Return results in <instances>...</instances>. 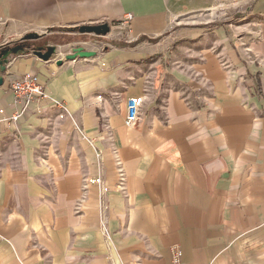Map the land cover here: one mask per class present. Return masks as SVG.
Wrapping results in <instances>:
<instances>
[{
	"label": "crops",
	"instance_id": "0c3cea01",
	"mask_svg": "<svg viewBox=\"0 0 264 264\" xmlns=\"http://www.w3.org/2000/svg\"><path fill=\"white\" fill-rule=\"evenodd\" d=\"M101 22L67 58L57 40ZM6 50L0 264H171L174 244L181 264H264V0H0ZM25 72L46 94L23 108Z\"/></svg>",
	"mask_w": 264,
	"mask_h": 264
},
{
	"label": "built area",
	"instance_id": "2783aa9c",
	"mask_svg": "<svg viewBox=\"0 0 264 264\" xmlns=\"http://www.w3.org/2000/svg\"><path fill=\"white\" fill-rule=\"evenodd\" d=\"M131 14H126L125 20L130 19ZM255 39H259L258 30L256 31ZM18 37H12L11 40H15ZM244 51L246 52V58L248 60H257L260 61V58L252 52V50L248 46H244ZM205 83V81H204ZM9 88L14 93L15 99L23 103V108L26 107L27 103L32 100L43 98L46 94L45 85L41 77L34 72H25L20 75H16L12 77L9 81ZM148 89L145 88L144 92H147ZM145 102L144 96L142 95H134L129 96L126 100L125 104V117L124 123L126 126H131L136 123L140 116L141 108ZM62 116L63 114H59ZM18 114L12 116V120H16ZM83 133V129L78 128ZM119 165L120 162L117 161ZM120 174L122 172L120 171ZM122 176V175H120ZM85 185L86 184H98L101 186L103 191L107 190V185L104 180L100 176H92L84 178ZM103 234L108 237V233L106 231V227L102 225L101 227ZM171 255V264H181V249L178 244H174L170 248Z\"/></svg>",
	"mask_w": 264,
	"mask_h": 264
},
{
	"label": "water",
	"instance_id": "95a60500",
	"mask_svg": "<svg viewBox=\"0 0 264 264\" xmlns=\"http://www.w3.org/2000/svg\"><path fill=\"white\" fill-rule=\"evenodd\" d=\"M84 33H96V34H106L110 30V26L107 22H101L98 24H89V25H82L79 28ZM56 52V45H47L43 48H34L32 49V53L38 56L39 58L43 60H49L53 57L54 53ZM11 51L6 50L0 54V65H1V71H4L5 66L4 62L6 61V58L8 54H10ZM95 52L93 50H87L83 47H77L73 50L71 54L67 56L69 59H73L77 56L81 57H90L93 56ZM61 61V60H60ZM59 61V63H60ZM3 82L2 76H0V84Z\"/></svg>",
	"mask_w": 264,
	"mask_h": 264
},
{
	"label": "rangeland",
	"instance_id": "374dc122",
	"mask_svg": "<svg viewBox=\"0 0 264 264\" xmlns=\"http://www.w3.org/2000/svg\"><path fill=\"white\" fill-rule=\"evenodd\" d=\"M203 18H210L209 17V11L206 13H203V11H197V12H193L191 13V15H189V17L185 18L184 20H187L188 22H192V24L197 23V21L203 19ZM89 25V24H88ZM82 26V25H81ZM72 28L71 30H67V34H63L62 38H67V39H71L68 42H71V45L67 46L66 48H70L71 47V52H73V50L77 47H83V45L79 44V41H83V40H89V38L95 36V34H89V33H84L82 32L78 27H70ZM58 41V40H57ZM67 42V43H68ZM58 43V42H57ZM57 47V46H56Z\"/></svg>",
	"mask_w": 264,
	"mask_h": 264
},
{
	"label": "trees",
	"instance_id": "16d2710c",
	"mask_svg": "<svg viewBox=\"0 0 264 264\" xmlns=\"http://www.w3.org/2000/svg\"><path fill=\"white\" fill-rule=\"evenodd\" d=\"M217 22L216 21H211V22H208V23H206L205 25H207V26H209V25H215ZM71 39H67V38H62V39H59L57 42L58 43H64V42H68V41H70ZM29 48H33L32 46H30Z\"/></svg>",
	"mask_w": 264,
	"mask_h": 264
},
{
	"label": "bare ground",
	"instance_id": "6f19581e",
	"mask_svg": "<svg viewBox=\"0 0 264 264\" xmlns=\"http://www.w3.org/2000/svg\"><path fill=\"white\" fill-rule=\"evenodd\" d=\"M211 13V12H210Z\"/></svg>",
	"mask_w": 264,
	"mask_h": 264
}]
</instances>
